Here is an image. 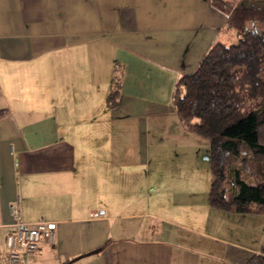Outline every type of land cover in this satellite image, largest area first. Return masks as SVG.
<instances>
[{
    "label": "crops",
    "instance_id": "1",
    "mask_svg": "<svg viewBox=\"0 0 264 264\" xmlns=\"http://www.w3.org/2000/svg\"><path fill=\"white\" fill-rule=\"evenodd\" d=\"M233 34L211 0H0V264L15 199L22 222L54 225L29 264L258 254L264 216L208 206L207 143L171 104L176 80Z\"/></svg>",
    "mask_w": 264,
    "mask_h": 264
},
{
    "label": "trees",
    "instance_id": "2",
    "mask_svg": "<svg viewBox=\"0 0 264 264\" xmlns=\"http://www.w3.org/2000/svg\"><path fill=\"white\" fill-rule=\"evenodd\" d=\"M211 4L236 40L212 45L192 73L180 76L171 104L181 127L207 143L208 206L264 216V8L239 7L236 0ZM116 99L117 76L107 105ZM247 162L254 163L253 178L244 173ZM243 264H264V246Z\"/></svg>",
    "mask_w": 264,
    "mask_h": 264
},
{
    "label": "built area",
    "instance_id": "3",
    "mask_svg": "<svg viewBox=\"0 0 264 264\" xmlns=\"http://www.w3.org/2000/svg\"><path fill=\"white\" fill-rule=\"evenodd\" d=\"M11 223L4 240L5 264H29L40 246L51 247L55 241L54 225L46 222L25 223L20 219L18 201L8 205Z\"/></svg>",
    "mask_w": 264,
    "mask_h": 264
},
{
    "label": "rangeland",
    "instance_id": "4",
    "mask_svg": "<svg viewBox=\"0 0 264 264\" xmlns=\"http://www.w3.org/2000/svg\"><path fill=\"white\" fill-rule=\"evenodd\" d=\"M250 3H264V0H236V4L239 7H242L244 5L249 6ZM254 28H255V26H252V25H249L248 26V30H253ZM235 40H236V36H234V39H231L229 41V44H231L232 42H235ZM242 151H245L244 147H242ZM227 161L230 162L231 164H234V160L232 158H228ZM244 173L245 174H249V176L253 178V175H254V163L253 162H247L245 164V166H244ZM208 179H210L209 175H208ZM208 187H209V185L207 184V189H208ZM257 219H259V218L257 217ZM248 223H249V220L240 219L239 218L238 219V222H237V225H238V227L240 226V230H242V229L246 230L248 228V226H247ZM221 234H223V233H221ZM223 236H225L226 238H231V237H227L226 233H224ZM233 238L234 239H231V240H236V241L239 242L238 237H237V239H235L236 237L233 236Z\"/></svg>",
    "mask_w": 264,
    "mask_h": 264
}]
</instances>
